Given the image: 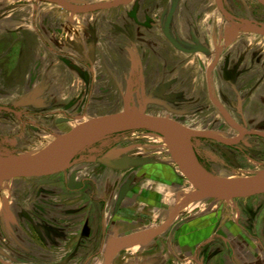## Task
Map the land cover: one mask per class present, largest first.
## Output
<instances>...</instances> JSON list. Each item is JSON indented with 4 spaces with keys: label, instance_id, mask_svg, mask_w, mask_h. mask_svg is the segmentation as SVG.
Returning a JSON list of instances; mask_svg holds the SVG:
<instances>
[{
    "label": "flooded vegetation",
    "instance_id": "af4514ba",
    "mask_svg": "<svg viewBox=\"0 0 264 264\" xmlns=\"http://www.w3.org/2000/svg\"><path fill=\"white\" fill-rule=\"evenodd\" d=\"M9 1L19 0L0 3ZM29 1L35 5L25 8L24 21L16 19L17 8L0 6V13H10L0 17V141H16L13 151L20 153L21 143L32 147L71 132L74 122L89 121L97 89L106 95L98 93L99 102L115 89L123 103L130 94H142L139 108L148 115L234 141L192 139L209 172L215 147L224 169L241 162L264 167V0H131L84 14ZM42 3L56 6L64 18L38 21ZM64 14L101 15L80 24L66 22ZM151 106L165 113L150 114ZM213 113L219 123L212 120V127L220 124L235 134L193 127ZM136 131L160 136L145 129L115 134L63 172L11 179L19 181L7 194L1 185L0 264H91L110 247L108 213L125 216V201L149 191L143 186L146 168L169 167L152 156L158 151L144 154L143 141H116ZM234 203L239 214L233 224L249 245V264H264V194ZM129 207V215H140ZM207 244L217 246L210 255L222 249L232 264L241 262L221 231Z\"/></svg>",
    "mask_w": 264,
    "mask_h": 264
},
{
    "label": "crops",
    "instance_id": "0c3cea01",
    "mask_svg": "<svg viewBox=\"0 0 264 264\" xmlns=\"http://www.w3.org/2000/svg\"><path fill=\"white\" fill-rule=\"evenodd\" d=\"M164 162L168 168L145 169L143 186L149 191L137 201H125L128 212L133 204L138 217L126 212L111 218L108 213L106 224L111 227L107 239L112 243L91 264H232L222 249L209 254L217 246L207 241L219 231L237 248L238 264H249V245L243 243L233 224L239 214L234 200L202 196L176 165ZM198 256L209 260L204 262Z\"/></svg>",
    "mask_w": 264,
    "mask_h": 264
},
{
    "label": "water",
    "instance_id": "95a60500",
    "mask_svg": "<svg viewBox=\"0 0 264 264\" xmlns=\"http://www.w3.org/2000/svg\"><path fill=\"white\" fill-rule=\"evenodd\" d=\"M39 1H48L72 13L84 14L126 5L131 0H115L86 6H77L65 0ZM245 23L250 26L249 23ZM138 129L153 131L166 141L173 162L202 196L234 200L264 194V171L247 179L222 180L204 168L192 143V139L196 137L210 138L224 143L234 141H227L210 133L196 132L168 118L148 115L145 109L128 110L91 119L76 126L71 132L59 136L44 150L30 157L0 156V181L49 176L63 172L78 161L77 156L99 142L115 134Z\"/></svg>",
    "mask_w": 264,
    "mask_h": 264
},
{
    "label": "rangeland",
    "instance_id": "374dc122",
    "mask_svg": "<svg viewBox=\"0 0 264 264\" xmlns=\"http://www.w3.org/2000/svg\"><path fill=\"white\" fill-rule=\"evenodd\" d=\"M72 2H80V3H102V2H111V1H115V0H70ZM32 5L34 6L35 4H33V2L29 1V0H19V1H9L6 3H0L1 8L2 7H7L9 8H17L18 12L16 14V19L18 21H21L20 18H23L22 21L25 20V18H27V16L29 15L28 13H26L25 8L26 7H32ZM40 7V14H39V19L38 21H44L45 19L50 20H54V19H61V17L64 18V16H61L62 14H59L60 10L53 5L50 4H39ZM1 11V10H0ZM8 14L10 13H6V14H2L0 13V17L2 16H9ZM65 15V20L66 22H73V23H80V24H84V23H91L93 21H96L99 16L101 14H96V15H85V16H74V15H69V14H64ZM43 19V20H42ZM12 20V19H11ZM48 37L52 38L51 35H48ZM100 89L96 90V95L95 97L97 98L98 93H100V96L102 97H106L104 91L105 89H102L103 93H101L99 91ZM130 91V89H128ZM108 91V90H107ZM109 93V91L107 92V94ZM127 92H125V95ZM150 93V89H147L146 92V96L144 97V100L147 99L148 95ZM128 96V95H127ZM127 96L125 97L127 99ZM94 98L92 101L93 103L91 104V109L89 114L87 115L86 119L90 120V119H95V117H102V116H107V115H111V114H116V113H120L123 111H128V110H135L138 111L141 108H139L141 106V103L139 104V102L142 101V94L140 93H136V95L132 98L131 94L129 96V98L125 101V103L121 102V97L119 95V98H117L115 89H112V91H110L109 93V99H107L108 101L103 100L102 102L97 101V99ZM94 100H96V102H94ZM115 102L114 104H111L112 102ZM116 104V105H115ZM149 113L150 114H154V115H159L163 112V109H160L159 107H155V106H151L149 109ZM216 119L219 123V118L218 115L216 114H210L207 121L204 122H198L195 123V125H193V127L198 128V129H213L216 130V132H221V134H225V135H234L235 132L230 131V130H226L225 128H222L220 124L217 125H213L212 127V120ZM206 120V119H205ZM79 123L78 122H74L72 125V127H76ZM3 128L2 126H0V129ZM61 132V131H59ZM62 134V132L60 133V135ZM117 137H121V139H117L116 141L118 142L119 140H122L123 138H131V141H129L130 143H133L135 141H143L144 142V147H143V152L144 154L148 155V154H152L153 151H158V153H156V155H152L155 158H159L160 161H166L167 163H173V165H176L173 162V159L171 157V154L169 152V148L167 146L166 141L160 137L157 136L154 133H147V132H133L130 133L128 135H121V136H117ZM134 139V140H132ZM54 141V138H50L47 141L42 140V143H38L35 146L32 147H28L25 146L24 144H20L21 150L20 153H17L15 151H13V149H11L10 147H15V143L16 141H12V142H5V141H0V156L2 157H30L33 156L37 153H39L40 151L44 150L46 147H48L52 142ZM209 148V147H208ZM221 149L219 147H215V148H210V152L212 154H210L211 156H209L212 162V166L211 168H209L210 173H212L215 176L220 177V179L222 180H226V181H232V180H242V179H247V178H251L254 177L260 173H262L264 171V167H254L253 164L249 163V162H241L240 164L236 165L234 168L231 169H224L223 165L221 164L222 162H224L225 160L222 158L221 155ZM177 167V166H176ZM178 171L179 168L177 167ZM180 172V171H179ZM181 173V172H180ZM19 180H6V181H0V186L2 185V191L7 194L13 187L14 182H18Z\"/></svg>",
    "mask_w": 264,
    "mask_h": 264
}]
</instances>
